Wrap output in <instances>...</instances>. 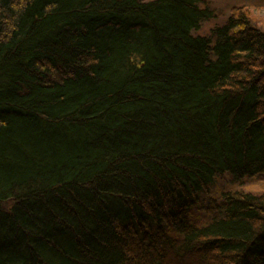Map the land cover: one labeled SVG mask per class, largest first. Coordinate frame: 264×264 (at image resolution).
Wrapping results in <instances>:
<instances>
[{"label":"trees","instance_id":"1","mask_svg":"<svg viewBox=\"0 0 264 264\" xmlns=\"http://www.w3.org/2000/svg\"><path fill=\"white\" fill-rule=\"evenodd\" d=\"M202 0H0V264H264V30Z\"/></svg>","mask_w":264,"mask_h":264},{"label":"rangeland","instance_id":"2","mask_svg":"<svg viewBox=\"0 0 264 264\" xmlns=\"http://www.w3.org/2000/svg\"><path fill=\"white\" fill-rule=\"evenodd\" d=\"M202 2L213 10L215 18L205 21L197 31L198 33L206 34L211 27L223 23L230 13L229 8L232 4L249 7L252 10L255 23L264 30V0H202ZM229 190L261 192L264 190V174L239 181L233 179L229 174L218 177L214 183L196 197L197 204L192 208V220L203 224L216 217L219 214L216 209V201H221L222 193Z\"/></svg>","mask_w":264,"mask_h":264}]
</instances>
